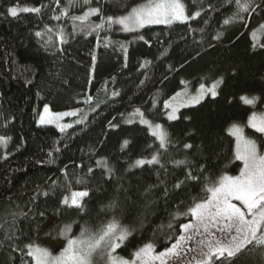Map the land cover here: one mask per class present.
Returning <instances> with one entry per match:
<instances>
[{"label":"snow or ice","instance_id":"6c2138e0","mask_svg":"<svg viewBox=\"0 0 264 264\" xmlns=\"http://www.w3.org/2000/svg\"><path fill=\"white\" fill-rule=\"evenodd\" d=\"M117 2L118 0H65L62 4V0H51L49 4L40 2L33 6L6 7L7 16L13 19L18 18L20 13H33L41 18L47 14L53 21L59 22L63 19L71 21L72 27L71 31H67L62 23L55 27L45 24L41 30L32 33L38 45L37 52L44 54L48 67L39 62V66H19L15 49L13 48L11 52L7 50L10 41L0 37V43L4 44L5 65V71L0 73V80L15 82L25 89L36 87L37 95L41 87L49 92L57 91L55 87L57 84L61 88L70 87L66 73L62 70L66 63H71L70 57L74 59L68 48L78 34L85 38L95 34L96 43L90 53L88 69L90 84L97 68L95 48H99L102 42L105 48L118 44L120 51L124 53L123 67H127V43L114 41L110 35L116 26H119L121 32L137 33L149 25H172L176 22L187 25L186 33L180 39L184 44L191 43L193 46V51L188 52L180 64L183 68L186 64L190 65L215 51L228 29L236 25L246 29L254 16L264 14V0H207V2L191 0L190 8L184 0H146L127 4L123 8L114 7ZM76 8H80L82 14H70ZM215 16L222 19L217 21L219 28L211 34L209 40L206 39L209 36L206 29L193 27V23L208 25ZM91 17H96L99 22L92 21ZM256 31H264V23L251 34L255 36ZM101 33L105 34L103 38ZM137 39L151 46L144 35H138ZM252 47L256 49L257 45L253 44ZM201 48L204 50L201 51ZM259 48L264 49V44L259 45ZM161 55H166V50ZM152 63L151 60L145 59L139 64V68L145 70V80L149 78L147 73ZM244 70L242 65L236 63L225 67L211 66L205 74L206 77L210 74L212 81L210 86L200 82L194 94L188 90L190 81L181 80L182 89L162 101L166 121L181 120V108L195 107L208 98L215 100L221 95L223 87H226L228 82L238 79ZM168 71H173V66L169 65ZM164 79H167V76ZM111 80L114 83L115 77ZM145 80L140 81L139 87H143ZM107 84L108 81H105L107 100L93 105V96L84 94L83 100L78 102L90 105V111L93 113L98 112L101 104L105 107L114 104L115 100L121 97V92L116 88L108 92ZM261 84L264 85V76L261 77ZM261 96H264V87L261 88ZM241 99L246 104L254 105L260 96L246 95ZM10 103L7 91L0 90V129H7L16 121L15 115L5 108V104ZM160 103L157 96H152L144 105L131 106L130 111L118 113L123 124L137 125L140 128L143 135L135 138L137 142L139 139L146 140L144 148L141 149L142 154L136 158L130 155L131 150L136 147L133 139L125 138L120 146V152L129 156V161H125L127 164L125 174H134L133 170L138 169L156 177L155 183L148 184L141 193L146 209L155 202L151 199L154 193H159V198L167 202L173 197L179 198L190 186L200 184L203 195L193 198L187 205L180 200L178 210L172 217V219H177L181 215L191 217L187 223L180 225L183 234L179 235L176 242L160 252H156L155 241L145 243L132 253L131 259H126L119 255L117 250L121 249L138 229L132 225L122 224L118 216L112 215L111 218L97 219L96 222L83 220L65 223L62 219L52 221L44 234L48 236L55 234L56 237L64 238L65 245L58 253L36 243L28 232L38 237L40 229L49 223L53 215L47 212L46 208L38 207L41 198L45 200L54 198L58 188L67 189L73 183L68 179L69 166L65 165L59 170L64 177L62 183L49 177V183L43 187L37 185L31 192L25 193L19 204L8 195L11 188L6 187L5 191L0 193V201L9 205L6 211L10 217L0 223V264H29V261L32 264H155L157 261L159 264H241L249 255H258L260 264H264V143L258 144L255 139L247 137L244 126L238 123L231 124L227 131L235 138L234 158L242 162L243 166L238 175H228L225 172L218 179L209 180L206 178L209 166L214 160H218L220 155L219 139L201 137L194 144L191 133H187L183 138L174 137L168 127L153 118ZM129 105H132L131 99ZM43 113L40 115L38 126L53 122L51 117L46 119L45 114L49 113L47 104L44 105ZM55 117L57 119L78 117L74 121L75 125L86 127L88 124L87 114H82L81 109L60 112L55 114ZM183 119L190 121L192 118L183 116ZM115 121L117 116L108 121V126L113 129L120 128L121 124ZM74 124H57L56 127L61 134H65L66 129L72 128ZM248 126L264 134V113L259 115L253 113L248 120ZM71 139V135H66L62 147L67 148ZM10 141L11 136L0 135V148H7ZM23 143L22 140L21 146ZM61 150L60 142L57 141L55 146H51L44 153L46 159H36L32 163L37 166L53 164ZM97 151L90 149L89 155ZM181 154V158H177ZM11 155L10 152H4L0 155V161L9 159ZM92 164L95 167L91 164L73 162L75 168L87 169L86 172L74 177V182L84 185V189L72 191L70 197L65 195L58 199L57 207L74 208L77 212L87 215L85 198H89L92 191L87 184L96 179L99 171L100 179L112 185L114 193L101 212L105 217L117 211L122 214L121 206L130 198L128 193L131 185L125 187L120 169L108 157L94 159ZM15 171L11 168L7 170V174L2 177L5 185L13 183ZM180 206H184L186 210L180 212ZM76 224H79L80 231L73 235V226ZM140 226H143L142 219ZM167 227L171 228L172 224L169 223Z\"/></svg>","mask_w":264,"mask_h":264},{"label":"trees","instance_id":"16d2710c","mask_svg":"<svg viewBox=\"0 0 264 264\" xmlns=\"http://www.w3.org/2000/svg\"><path fill=\"white\" fill-rule=\"evenodd\" d=\"M40 2L49 4L51 0H0V37L10 41L7 50L11 52L13 48L15 49L19 66H39V64H44L45 67L49 66L44 54L37 52L38 45L32 35L34 31L41 30L45 24L55 27L60 23L65 25L67 31H71L72 24L67 19L58 22L51 20L47 14L41 18L33 13H20L18 18L13 19L8 17L5 12L6 7L10 5L24 7L37 5ZM139 2H146V0H118L114 7L123 8L127 4ZM184 2L189 8L191 7V0H184ZM63 3L65 0H62ZM70 14L79 15L82 14V10L76 8ZM220 19L222 17L215 16L210 24L193 23V27H204L209 33L206 39L210 40L211 34L219 28L217 21ZM91 20L99 22L96 17H91ZM262 23H264V14L254 16L246 29L240 28L239 25L228 29L222 42L217 44L215 51L209 50L211 51L210 55H206L203 59H198L190 65L186 64L183 68L180 67L181 62L188 52L193 51L191 43L184 44L180 39L186 33L187 25L179 22L172 25H150L137 33H124L119 31V26H116L110 35L114 41L127 43V67H123L124 53L120 51L118 44L115 47L105 48L102 42L99 48H95L97 68L90 84L88 83V69L91 60L90 53L96 43L95 34L86 38L82 34H78L72 41L71 47L68 48L74 59L70 57L71 63H66L62 69L66 73L70 87L61 88L57 84L55 87L58 90L51 92L41 87L39 95H37L36 87L25 89L15 82L8 83L0 80V90H6L7 96L11 100L10 104H5V108L16 117L15 123L10 124L7 129H0V135L11 136L7 148H0V155L4 152L12 153L9 159L0 161V193H3L6 187L11 188L8 195L12 196L19 204L25 193L31 192L37 185L43 187L49 183V177L62 183L64 177L59 170L63 169L65 165L69 166L68 179L73 181L67 189L58 188L56 197L47 200L41 198L38 207L46 208L47 212L53 215H51L49 223L44 224L40 229L38 237L30 231L28 232L29 236L38 244L42 240H64L63 237H56L55 234L51 236L44 234L52 221L62 219L65 223L82 222L83 220L96 222L97 219L111 218L112 215H116L122 224L132 225L138 229L129 238V241H126L122 248L117 250V253L126 259H131L132 253L148 242L155 241L157 252L175 243L183 231L180 225L191 219L190 216L183 215L172 219L178 210L179 201L183 200L187 205L193 198L202 196L203 190L200 184L190 186L179 198L173 197L167 202L159 198V193H154L151 199L155 202L149 209H146L141 193L148 184L155 183L156 177L138 169L133 170L134 174H125L124 169L127 167L125 161H129V156L120 152L122 141L125 138L133 139L136 142V147L131 150L130 155L132 158H136L142 154L141 149L144 148L146 140L139 139L137 142L135 138L143 135L140 128L137 125L123 124L118 113L130 111L131 106L144 105L146 101H149V97L157 96L161 103L155 110L156 115L153 118L168 127L174 137L183 138L187 133H191L194 144L201 137L219 139L220 155L218 160H214L209 166L206 173L207 179L214 181L225 172L233 176L239 174L242 162L234 158L235 138L230 136L227 129L233 123L245 125L253 113L264 110V96H261V88L264 87L261 84V77L264 76V49L259 48V45L264 44V31H256L255 36L251 34ZM237 29L239 30L237 31ZM141 34L150 41L151 46L137 39V36ZM104 35L101 33V38ZM253 44L257 45L256 49H253ZM3 50L4 44L0 43V73L5 71ZM165 50L166 55L162 56L161 53ZM203 50L201 48V51ZM253 52L261 54L255 55ZM145 59L153 62L147 73L149 77L147 80H145V70L139 68V64ZM233 63L242 65L245 70L238 79L228 82L227 86L223 87L220 96L215 100L205 99L202 104L195 107L181 109L182 118L179 121H166V117L163 116L162 101L182 89L181 80L190 81L188 86L192 91H195L200 82L210 86L212 82L210 74L208 77L205 76L209 67H225ZM169 65L173 66L171 72L168 71ZM165 76L167 79H164ZM112 77H115L114 83L111 80ZM141 80H145L142 88L139 87ZM105 81H108V92L113 88L119 89L121 92V97L117 98L114 104L107 107L101 104L98 112L93 113L90 111V105L78 102L83 100L84 94L93 96V105L107 100ZM246 95L249 97L257 95L260 96V99L254 105H249L241 99ZM129 99H131L132 105H129ZM45 104L54 112L81 109L82 114H87L88 124L86 127L75 125L74 121L78 117H74L70 120L74 126L66 129L65 134H61L55 126H38L39 115ZM113 116H117L115 122L121 124L120 128L113 129L108 126V121ZM183 116H190L192 119L184 120ZM66 135H71L72 139L68 141V147L63 148ZM22 140L24 143L21 146ZM57 141L60 142L62 150L55 163L46 166H37L32 163L36 159H46L44 153L51 146H55ZM90 149L98 151L89 155ZM181 156L182 154L177 158H181ZM100 157H108L120 169L125 187L131 185L128 193L130 198L121 206L122 214L117 211L109 213L105 217L101 212L114 193L112 192L113 186L100 179L99 171H97L96 179L87 184L92 189L90 197L85 198L87 215L77 212L74 208H58V199H62L65 195L70 197L72 191L84 189V185L74 182V177L86 172L87 169H77L73 166V162L75 164H91L95 167L92 161ZM9 168L16 170L15 178L11 185H5L2 177L7 174ZM21 169H26V171ZM170 183L169 181V186ZM17 197L19 198L17 199ZM8 207V204L0 201V223H3L5 219H10L6 211ZM185 210L184 206L179 207L180 212ZM141 219L143 220L142 227L140 226ZM169 223L172 224L171 228L167 227ZM79 231V224L74 225L72 234L77 235ZM29 264L32 262L29 261ZM241 264H260V258L258 255H249L241 261Z\"/></svg>","mask_w":264,"mask_h":264},{"label":"rangeland","instance_id":"374dc122","mask_svg":"<svg viewBox=\"0 0 264 264\" xmlns=\"http://www.w3.org/2000/svg\"><path fill=\"white\" fill-rule=\"evenodd\" d=\"M160 25H164V24H160ZM150 26V25H149ZM141 30V29H140ZM126 33V32H124ZM188 90L190 92H192L194 94L195 91H192L191 88L188 86ZM183 109V108H181ZM76 110V109H74ZM69 111H72V110H69ZM62 112H66V111H62ZM57 113H60V112H54L53 110L50 109L49 107V113L48 114H45L46 115V119L48 117H51L53 122L52 123H45L43 126H55L57 124H66V123H71L70 120L74 117H63V118H59L57 119L55 117V114ZM257 115L261 114V113H264V110L263 111H260V112H255ZM44 114L43 111L41 112L40 115ZM40 115H39V118H40ZM244 126V132H245V135L249 138H252V139H255L257 141L258 144H262L264 143V134L262 133H259L257 132L255 129L251 128L250 126H248V122L243 125ZM57 128V127H56ZM243 166V165H242ZM238 175V174H237ZM235 176V175H234ZM182 234H183V231H182ZM41 246H44V247H48L51 251H53L54 253H58L59 250H61V248L65 245V240H59V241H54V240H42L40 243H39ZM163 251V250H161ZM157 252V251H156ZM160 252V251H158ZM155 264H159V262H155Z\"/></svg>","mask_w":264,"mask_h":264}]
</instances>
